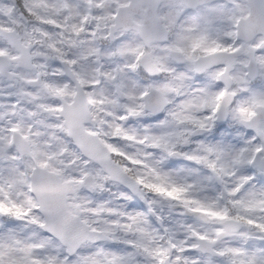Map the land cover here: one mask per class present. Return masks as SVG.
<instances>
[{"label":"snow or ice","instance_id":"1","mask_svg":"<svg viewBox=\"0 0 264 264\" xmlns=\"http://www.w3.org/2000/svg\"><path fill=\"white\" fill-rule=\"evenodd\" d=\"M0 264H264V0H0Z\"/></svg>","mask_w":264,"mask_h":264}]
</instances>
